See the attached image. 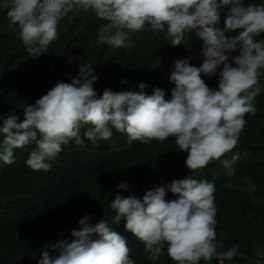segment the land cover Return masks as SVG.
<instances>
[{
	"label": "clouds",
	"instance_id": "clouds-1",
	"mask_svg": "<svg viewBox=\"0 0 264 264\" xmlns=\"http://www.w3.org/2000/svg\"><path fill=\"white\" fill-rule=\"evenodd\" d=\"M0 10L31 58L46 54L60 23L88 16L104 58L126 52L134 76L94 87L104 58L77 61L47 72L49 83L3 117L0 173L16 163L46 173L61 163L59 182L67 183L70 168L80 167L51 226L20 235L43 240L30 262L141 264V251L149 260L167 252L175 264L237 256L238 244L217 251L215 186L204 173L219 161L232 174L236 157L221 158L257 112L264 0H0ZM165 141L179 169L146 171L145 154ZM83 146L99 158H81ZM28 257L0 249V264Z\"/></svg>",
	"mask_w": 264,
	"mask_h": 264
},
{
	"label": "trees",
	"instance_id": "trees-1",
	"mask_svg": "<svg viewBox=\"0 0 264 264\" xmlns=\"http://www.w3.org/2000/svg\"><path fill=\"white\" fill-rule=\"evenodd\" d=\"M60 24V34L50 44L46 54L31 58L6 25L4 13L0 10V123L7 113L18 107L19 99L31 100L35 90L49 83L46 73L50 70L81 60L101 62L108 53L105 46L96 42L98 23L88 16ZM140 46L149 48L151 44L140 43ZM131 66L126 52L118 50L107 55L97 71L98 79L94 87L126 84L121 83L122 80L130 83L134 77ZM262 78L264 81V74ZM79 150L83 159L99 158L91 154L86 146ZM234 156L237 160L231 162L232 174L219 161H215L204 173L206 181L215 186L217 212L214 242L217 251L239 245L238 255L232 260H224L223 264H256L258 252L264 250V91L258 99L257 112L248 119L237 145L221 159L232 161ZM144 160V169L155 171L158 175L175 172L180 166L171 141L153 145ZM63 169L61 163H57L49 172H32L16 163L4 167L0 173V249L29 252L26 260L15 264H32L30 259L43 241L20 235L51 226L60 209L68 202L80 167L75 163L70 168L67 183L59 182ZM83 202L88 203V200ZM66 213L62 211L63 215ZM148 255L144 251L139 252L138 263L175 264L167 252L157 260L147 259ZM220 262L214 256L207 262L201 260L199 264Z\"/></svg>",
	"mask_w": 264,
	"mask_h": 264
},
{
	"label": "rangeland",
	"instance_id": "rangeland-1",
	"mask_svg": "<svg viewBox=\"0 0 264 264\" xmlns=\"http://www.w3.org/2000/svg\"><path fill=\"white\" fill-rule=\"evenodd\" d=\"M45 172H48V171H45Z\"/></svg>",
	"mask_w": 264,
	"mask_h": 264
}]
</instances>
